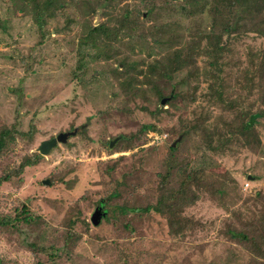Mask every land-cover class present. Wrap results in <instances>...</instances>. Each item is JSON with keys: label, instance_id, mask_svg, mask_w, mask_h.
<instances>
[{"label": "rangeland", "instance_id": "374dc122", "mask_svg": "<svg viewBox=\"0 0 264 264\" xmlns=\"http://www.w3.org/2000/svg\"><path fill=\"white\" fill-rule=\"evenodd\" d=\"M22 7V0H0V20L4 21V28H0V126L18 120L19 131L27 134L33 130L32 135L17 137L0 155V178L15 169L25 155L37 153L41 158L19 177L0 183V211L10 212L18 202H24L39 222L23 226L17 233L0 234V259L7 264H37L28 244L35 241L40 246L61 247L62 233L70 228L81 237L73 253L75 261L62 253L57 264H117L111 243L128 240L139 246L130 247L139 264H252L219 233L228 213L207 195L185 210L184 215L201 227L186 229L182 237H171L166 220L153 212L120 213L125 206L141 209L154 203L157 173L166 171L170 178L165 190L182 184L184 196L199 172L209 176L227 172L243 196L264 188V155L238 148L216 155L203 146L196 133L177 134L182 120L206 117L212 127L219 115L230 117L203 96L209 79L199 77L194 102L171 98L161 105L174 89L167 88L158 104L151 92L146 99L123 95L110 74L118 59L150 62L185 46L190 30L194 33L209 26L208 14L184 16L165 9L160 0L152 5L144 0H75L49 20L41 40L27 9L18 10ZM132 8L145 16L137 25L123 29L119 40L111 43L118 55L88 61L86 74L80 81L73 79L77 41L84 36L85 26H111L114 17ZM66 18L73 22L64 30ZM156 30L163 34L159 43L152 44L149 36ZM230 40V51L225 55L230 63L223 66L222 78L227 93L234 97L240 92L235 81L246 65L247 53L258 50L263 41L254 33ZM203 60V55L198 56L199 67L204 66ZM184 76L185 71H181L173 80L176 93L189 90L186 81H181ZM241 95L248 107H259L257 91ZM156 107L163 110L157 113ZM143 126L154 129L140 133ZM74 128L78 133L65 144L57 145L46 156L37 152L42 141ZM258 129L264 149V119ZM117 137L120 139L109 148L107 143ZM172 144H176L175 151L169 150ZM184 164L188 181L179 170ZM250 175L259 178L249 180ZM114 190L119 196L109 198ZM241 199L231 209L238 208ZM100 201L107 213L92 226L90 217Z\"/></svg>", "mask_w": 264, "mask_h": 264}, {"label": "trees", "instance_id": "16d2710c", "mask_svg": "<svg viewBox=\"0 0 264 264\" xmlns=\"http://www.w3.org/2000/svg\"><path fill=\"white\" fill-rule=\"evenodd\" d=\"M155 1L144 0L150 5ZM160 1L165 9L176 11L184 16L205 12L211 20L210 24L205 29H198L194 33L190 30V37L185 46L171 50L159 58H154L153 61H135L127 57L118 59L117 65L111 69L110 74L117 82L120 92L125 96L141 99H146V94L151 92L159 104L164 91L170 88L174 89L172 99L185 98L194 102L199 88L197 81L200 76H204L205 79H209V84L203 96L212 106H217L223 113L230 114V117L224 118L223 115H219L212 127L207 125L206 117L195 116L192 120H182L177 134L188 136L190 132L196 133L201 138L203 146L216 155L235 148L264 155L258 129L264 119V0ZM74 2L75 0H22L24 7L18 10L27 9L32 23L37 27L40 39L44 40L49 20L56 18ZM142 17L144 14L137 8L124 9L119 16L113 18L114 24L111 26L105 23L86 25L84 36L77 41V60L71 72L73 79L81 80V77L86 74L88 61L116 57L119 51L112 50L111 43L117 42L123 29L137 25ZM72 22L70 18H66L63 29H67ZM0 28H4V21L0 20ZM248 33H254L262 39L263 44L258 50L247 53L246 65L240 69L238 79L235 81L240 92L231 97V94L226 91L227 84L222 78L223 66L230 63L225 59V55L230 51V38L239 39ZM162 34L163 32L159 30L151 33L150 42L159 43ZM201 55L205 57L203 67H199L197 62L198 56ZM181 71H185L181 81H186L191 91L176 93V83L173 80ZM91 77L93 78L94 74ZM191 80L195 83L191 84ZM254 90L258 93L257 101L259 102L256 110L248 107L249 105L244 101L246 99L241 95ZM162 110V107H156L157 113ZM17 124L18 120L12 124L0 126V155L11 148L17 137L32 135L33 128L26 134L18 130ZM149 129L154 127L143 126L139 132L145 133ZM107 145L109 147L110 142ZM169 150L175 151V147L170 145ZM40 158L37 153L31 156L25 155L15 169L0 178V183L19 177L27 167L36 165ZM179 170L184 181L190 180L187 164L182 165ZM195 175L196 183L189 194L184 196L182 184L178 189L165 190L170 178L168 171L164 174L157 173L154 203L141 209L134 205L125 206L120 213H135L138 210L147 214L153 212L166 220L171 237H182L186 229H191L193 226L198 230L201 227L200 223L193 222L184 215L185 210L193 206L201 195H207L217 200L228 213L222 221L219 233L242 250L252 264H264V188L249 191L243 196L237 181L227 172L215 176H209L204 172ZM247 178L253 180L259 176L250 175ZM115 185L117 188L120 186L118 180ZM118 196V192L114 190L109 198ZM240 199L239 207L231 209V206ZM38 220L39 217L35 216L24 202H18L10 212L0 211V234L20 232L23 226L32 227L39 222ZM71 224L73 226L74 222L72 221ZM80 239V235L68 228L62 233L61 247L40 246L33 241L27 248L36 258L37 264H44L38 255L43 256L45 262L57 264L63 258L62 253L69 255L67 258L75 261L73 253ZM111 244L117 264H139L134 256L136 253L130 248L137 245L134 240L113 241ZM131 251L134 252L133 255ZM0 264L7 263L0 259Z\"/></svg>", "mask_w": 264, "mask_h": 264}, {"label": "water", "instance_id": "95a60500", "mask_svg": "<svg viewBox=\"0 0 264 264\" xmlns=\"http://www.w3.org/2000/svg\"><path fill=\"white\" fill-rule=\"evenodd\" d=\"M145 16V15H144ZM172 98V95L169 96L168 98H164L161 100V105H165L170 99ZM78 132V129H74L71 132H63V133H59L56 135V137L51 138L49 140H45L42 141L39 146L37 147V152L41 155V156H46L47 154H49V152L54 149L57 145L59 144H65L67 142V140L70 137H73L76 135V133ZM119 139L116 138L114 139L112 142H110L109 147L111 148L114 143L117 142V140ZM173 147H176V144H172ZM249 179V178H248ZM103 201H100L99 204H102ZM105 216V215H104ZM102 215L99 214L98 209H95V211L91 214L90 217V223L92 226H97L101 220H102Z\"/></svg>", "mask_w": 264, "mask_h": 264}, {"label": "flooded vegetation", "instance_id": "af4514ba", "mask_svg": "<svg viewBox=\"0 0 264 264\" xmlns=\"http://www.w3.org/2000/svg\"><path fill=\"white\" fill-rule=\"evenodd\" d=\"M74 129H78V128H74ZM74 129H73V130H74ZM73 130H72V131H73ZM67 132H71V131H67ZM67 132H66V133H67ZM62 133H63V132H62ZM77 133H78V132H77ZM77 133H76V134H77ZM55 137H56V136H55ZM53 138H54V137H53ZM117 138H118V137H117ZM50 139H51V138H50ZM67 141H68V140H67ZM102 207H103V208H102ZM95 209H98L99 214H101L103 217H104L105 213H107V212H106V206H105V205H102V204H99V203H98V204L96 205ZM95 209H94V211H95ZM94 211H93V212H94ZM103 217H102V219H103Z\"/></svg>", "mask_w": 264, "mask_h": 264}]
</instances>
